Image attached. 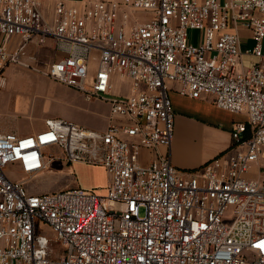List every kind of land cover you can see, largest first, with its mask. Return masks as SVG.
<instances>
[{"label": "built area", "instance_id": "2783aa9c", "mask_svg": "<svg viewBox=\"0 0 264 264\" xmlns=\"http://www.w3.org/2000/svg\"><path fill=\"white\" fill-rule=\"evenodd\" d=\"M239 29L254 41L250 66ZM48 47L59 57L44 76L107 103L109 122L0 132V264H264V0H0V80ZM122 77L128 96L115 92ZM171 83L246 117L230 149L196 169L159 151L175 135ZM143 150L157 157L144 162ZM54 161L102 167L111 181L32 193L5 173L18 165L33 179Z\"/></svg>", "mask_w": 264, "mask_h": 264}, {"label": "rangeland", "instance_id": "374dc122", "mask_svg": "<svg viewBox=\"0 0 264 264\" xmlns=\"http://www.w3.org/2000/svg\"><path fill=\"white\" fill-rule=\"evenodd\" d=\"M45 13L48 20L51 21L52 12L45 11ZM202 35L203 32L200 30H189L191 43L198 44ZM253 47V40H249L243 45V48ZM36 51L37 49L32 51V55L36 57L30 68L11 67L0 80V132H16L21 136L35 135L43 129L45 119L49 116L73 117L76 123L86 128L105 129L109 122L106 116L107 111L100 105L101 103H98L104 101L99 99L87 100L82 93L75 91L80 94L78 95L70 92V88L68 90L67 87L45 77L43 71L50 62L59 56L52 47L39 49L37 54ZM98 59L99 52L93 50L89 60L90 75L88 82L92 81L97 72ZM128 89L126 78H119L116 81L115 90L119 95L128 96L130 94ZM213 140L210 138L207 141L204 150L206 155H209L215 148ZM187 145L189 144L184 143L185 147ZM46 151L54 152L53 149ZM56 153L58 154V152ZM75 170V164L68 165L62 161H54L46 171L36 178L30 179L18 165L10 164L5 167V173L11 180L26 182L29 191L32 193L53 192L78 187L76 186V179L80 180V177ZM106 178L108 179L107 184H109L110 175L107 174ZM107 186L100 188L105 189ZM145 211V207L141 206L140 216L142 218ZM47 233L51 234L50 232Z\"/></svg>", "mask_w": 264, "mask_h": 264}, {"label": "crops", "instance_id": "0c3cea01", "mask_svg": "<svg viewBox=\"0 0 264 264\" xmlns=\"http://www.w3.org/2000/svg\"><path fill=\"white\" fill-rule=\"evenodd\" d=\"M221 2L223 1L221 0ZM231 31L235 30L232 29ZM238 33L242 39V47L249 40H252L249 30L239 29ZM241 49L244 53V66H250L253 61H255V57L246 54V51L252 50V48ZM126 84L127 87L129 86V93H131V80L126 78ZM170 86L172 89L170 90L169 95L176 114L175 135L170 150L165 147H161L159 151L163 154H167L169 152L172 164L181 170L196 169L219 154L227 152L231 146V131L233 125L235 122L245 120V115L233 114L218 108L214 104L213 97L210 95H203L199 99H192L180 95L177 92V84L171 83ZM66 89L69 90V88ZM69 91L78 94L72 89ZM115 92L118 94L116 90ZM98 103H101L100 105L106 109V116L109 120L110 112L108 104L101 101ZM48 118H61L75 122L73 117L49 116L45 119V121ZM44 128L45 125L43 129ZM210 138L214 139L215 148L209 155H206L204 150L207 145V141ZM184 143H188L189 145L185 147ZM156 155V153L143 150L142 160L144 162H148L157 157ZM75 168V172L78 173L81 180L80 181L75 178L76 186H82L83 189L87 190H105L100 188L108 185V179L106 178L107 172L104 168L96 166L90 167L79 163L75 164Z\"/></svg>", "mask_w": 264, "mask_h": 264}]
</instances>
